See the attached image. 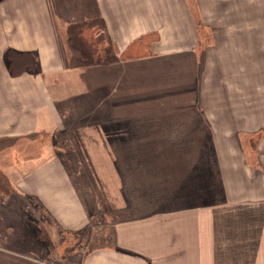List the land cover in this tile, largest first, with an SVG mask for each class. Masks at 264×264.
<instances>
[{
  "label": "crops",
  "instance_id": "1",
  "mask_svg": "<svg viewBox=\"0 0 264 264\" xmlns=\"http://www.w3.org/2000/svg\"><path fill=\"white\" fill-rule=\"evenodd\" d=\"M243 1L0 0V194L31 208L21 256L264 264V89L226 72L247 65L229 55L250 46ZM89 22L114 61L83 63L70 36ZM149 34L150 55L120 59Z\"/></svg>",
  "mask_w": 264,
  "mask_h": 264
},
{
  "label": "rangeland",
  "instance_id": "2",
  "mask_svg": "<svg viewBox=\"0 0 264 264\" xmlns=\"http://www.w3.org/2000/svg\"><path fill=\"white\" fill-rule=\"evenodd\" d=\"M246 1L249 2L250 16H248L249 19L244 17L243 27L246 29V24L248 22L250 32L244 31V40L248 39L250 46L249 48H244L242 52L238 48H232L229 50V55L230 58H241L243 55L247 65H245L243 69L240 67L241 70H238L237 66L229 64L226 68V72L233 78V89H250V95L252 96L257 94L258 90L264 89V0H244L243 3L246 5L245 8L247 9ZM246 14L247 10L244 11V15ZM237 26L238 25H235V28H237ZM245 57L249 58V62ZM78 146L82 148L81 145ZM97 147V145H89V149H91L90 153L96 154ZM86 163L89 167V163L92 162ZM89 170L92 173V167H90ZM94 180H96V176H94ZM90 189H93L95 195H97L96 182L94 184L91 183ZM13 206L10 199L3 198L0 194V264H51L50 259L46 258L44 253L34 254L33 252V256L29 254V256H27L28 258L21 256V247H19L21 242L18 243V238L21 237V233H18V223L21 222L20 217L30 213L31 208L26 206V209L22 210L19 216L17 207H15L14 212L11 211ZM2 213L5 218L8 219L9 225L12 226L9 232H6L7 224L4 221ZM90 215L93 220L98 221L97 214H94L93 210H90ZM96 228L95 232L91 235L92 241L97 235ZM9 238L13 239L10 240ZM53 264L63 263L53 261Z\"/></svg>",
  "mask_w": 264,
  "mask_h": 264
},
{
  "label": "trees",
  "instance_id": "3",
  "mask_svg": "<svg viewBox=\"0 0 264 264\" xmlns=\"http://www.w3.org/2000/svg\"><path fill=\"white\" fill-rule=\"evenodd\" d=\"M83 56V63L114 61L115 57L105 44L103 32L97 22L83 23L75 26L70 36ZM156 36L149 34L132 42L121 54L120 59L141 58L150 55L149 45ZM94 52L95 55H91ZM106 52V53H105Z\"/></svg>",
  "mask_w": 264,
  "mask_h": 264
}]
</instances>
